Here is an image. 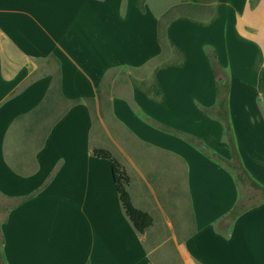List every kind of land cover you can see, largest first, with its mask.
I'll list each match as a JSON object with an SVG mask.
<instances>
[{
	"label": "crops",
	"instance_id": "0c3cea01",
	"mask_svg": "<svg viewBox=\"0 0 264 264\" xmlns=\"http://www.w3.org/2000/svg\"><path fill=\"white\" fill-rule=\"evenodd\" d=\"M172 9L162 58L159 23ZM222 85L240 160L264 186V0H0L7 264H156L126 213L118 167L92 145L90 103L106 97L118 127L165 156L146 175L165 215L161 188L179 172L166 157L184 169L183 253L197 264H264V200L229 216L246 202L218 159L233 160L216 113Z\"/></svg>",
	"mask_w": 264,
	"mask_h": 264
},
{
	"label": "rangeland",
	"instance_id": "374dc122",
	"mask_svg": "<svg viewBox=\"0 0 264 264\" xmlns=\"http://www.w3.org/2000/svg\"><path fill=\"white\" fill-rule=\"evenodd\" d=\"M122 74H126V70L120 74L123 78ZM106 98L100 102L99 106L96 102L90 103L94 117L92 145L96 153L109 157L118 167L119 191L126 213L132 223L140 229L150 257L156 264H197L180 249V245L191 230L185 229L184 226L187 222L192 225V215L187 201L188 191L184 183V169L176 159L166 157L167 169L179 165V172L169 170L166 177L168 180L166 179V183H163L161 188L164 195L168 194L166 208L168 213L165 215L160 202L156 198L152 202V198H149V194H154V190L146 180L148 173L161 169L158 164L164 160L165 156L159 153L148 155L145 152V145L138 144L131 135L122 131L115 123ZM228 148L230 149L229 146ZM225 168L234 177V171ZM238 194L246 202V206L255 205L264 200L261 190L239 180ZM140 196L143 197L142 201H138ZM144 203L147 206L150 204L151 209L142 205ZM12 204L14 205L12 202L2 203L5 208ZM1 246L0 237V248Z\"/></svg>",
	"mask_w": 264,
	"mask_h": 264
},
{
	"label": "trees",
	"instance_id": "16d2710c",
	"mask_svg": "<svg viewBox=\"0 0 264 264\" xmlns=\"http://www.w3.org/2000/svg\"><path fill=\"white\" fill-rule=\"evenodd\" d=\"M173 9L169 10L163 17L162 21L159 23V41L162 44V47L164 49V53L162 54V58H165L166 54L168 53V45L166 42V26L164 25V22L166 19H168L173 14ZM222 92L224 91L225 95L222 97L219 105L217 106V116L222 121L224 126V132L226 136V141L222 142L221 145L229 146L232 152L233 160H228L224 157L218 156L219 161L223 162L227 165V167L231 170H233L237 176V179L239 182L242 183H249L256 189H260L261 193L264 197V186L256 182L252 176L249 174V172L246 170L244 165L242 164L240 160V154L238 152V149L236 147V141H235V135L232 128V123L230 119V109H229V98H228V91L229 86L222 85ZM192 143H194L196 146H198L204 153L210 155V150L207 148L203 142L195 137H192L189 139ZM246 209V204H236V206L229 212V216L232 218L238 216L240 213H242ZM0 264H7L2 246L0 248Z\"/></svg>",
	"mask_w": 264,
	"mask_h": 264
}]
</instances>
